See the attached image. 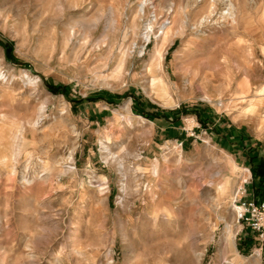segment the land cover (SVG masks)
<instances>
[{
	"label": "rangeland",
	"instance_id": "374dc122",
	"mask_svg": "<svg viewBox=\"0 0 264 264\" xmlns=\"http://www.w3.org/2000/svg\"><path fill=\"white\" fill-rule=\"evenodd\" d=\"M140 1L0 0V264L264 263V0Z\"/></svg>",
	"mask_w": 264,
	"mask_h": 264
},
{
	"label": "built area",
	"instance_id": "2783aa9c",
	"mask_svg": "<svg viewBox=\"0 0 264 264\" xmlns=\"http://www.w3.org/2000/svg\"><path fill=\"white\" fill-rule=\"evenodd\" d=\"M247 183V181H245ZM240 196L233 201V208L236 214V220L244 224L254 235L256 241L262 249L264 244V199H256L254 196L245 197L246 190L241 188Z\"/></svg>",
	"mask_w": 264,
	"mask_h": 264
},
{
	"label": "trees",
	"instance_id": "16d2710c",
	"mask_svg": "<svg viewBox=\"0 0 264 264\" xmlns=\"http://www.w3.org/2000/svg\"><path fill=\"white\" fill-rule=\"evenodd\" d=\"M0 44L5 49V54L8 59L15 60L14 56L12 55V46L8 41L0 40ZM46 87L54 92L57 93L59 91H64V89L60 86H54L53 84L49 82H45ZM99 98V97H98ZM96 99V98H95ZM184 108H181V110ZM143 113V112H142ZM146 115H149L148 117L151 119L157 118V115L150 116V114L145 113ZM244 145V144H243ZM245 147V145L243 146ZM245 155H246V161L249 165V168L253 172L254 180H253V186H255V193L253 196L256 199H264V154L260 153L258 151V147H253L251 145H248V150L246 148ZM250 239V238H249ZM262 249L264 250V244ZM264 264V263H263Z\"/></svg>",
	"mask_w": 264,
	"mask_h": 264
},
{
	"label": "bare ground",
	"instance_id": "6f19581e",
	"mask_svg": "<svg viewBox=\"0 0 264 264\" xmlns=\"http://www.w3.org/2000/svg\"><path fill=\"white\" fill-rule=\"evenodd\" d=\"M150 4H151V1H150V0H141L140 3L138 4L137 15H139V16L144 15V13H145L147 7H148ZM110 13H111V16L109 17V18H110V22H111V24L114 26V25L118 22V20L115 19V18L113 17V12H112V10H110ZM231 17L233 18V16H231ZM155 18H156V14L154 13L152 19L155 20ZM185 24H186V21H185V20H184V21L182 20V25H185ZM168 26H169V25H168ZM168 26L165 24V22H162V23H161L160 28H161V35L163 36V39H165V37H166L167 34L169 33V29H170V28H168ZM182 27H183V26H182ZM145 28H146V27H145ZM170 31H171V30H170ZM151 33H152V25H151L150 22H149L148 27H147L146 30L144 31V39H145V40H148V39L150 38V36H151ZM161 35H160V36H161ZM166 38H167V37H166ZM162 41H163V40H162ZM165 41H166V40H165ZM259 94H260V96H263V95H264V89H262V90H261V93H259ZM70 156H71V154L69 155V157H70ZM69 157H68V158H69ZM119 166H120V169L122 170V168H121L122 165H119ZM153 173H156V168L154 169ZM35 178H42V175H39V176H37V177H32V178H29V177H27L26 175H24V176H22L23 184H31ZM236 194H237V190L234 192V195H236ZM252 263H253V264H259V263H260V253H259V252H256V253H255V256L253 257Z\"/></svg>",
	"mask_w": 264,
	"mask_h": 264
}]
</instances>
